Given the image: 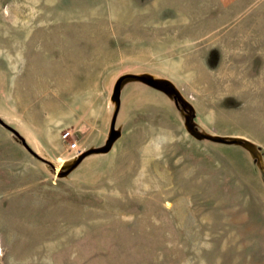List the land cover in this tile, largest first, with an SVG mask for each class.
Returning a JSON list of instances; mask_svg holds the SVG:
<instances>
[{
  "label": "rangeland",
  "instance_id": "374dc122",
  "mask_svg": "<svg viewBox=\"0 0 264 264\" xmlns=\"http://www.w3.org/2000/svg\"><path fill=\"white\" fill-rule=\"evenodd\" d=\"M122 74L193 117L127 78L74 165ZM0 118V264H264V0H0Z\"/></svg>",
  "mask_w": 264,
  "mask_h": 264
},
{
  "label": "water",
  "instance_id": "95a60500",
  "mask_svg": "<svg viewBox=\"0 0 264 264\" xmlns=\"http://www.w3.org/2000/svg\"><path fill=\"white\" fill-rule=\"evenodd\" d=\"M127 78H139L143 81H145L146 83L156 87V88H159L167 93H171L172 96H173V100H174V103L176 105V96H179L180 95L176 92V90L174 89V87L170 84V83H167L165 80H156V79H153V78H149L147 76H140V75H137V74H122L120 76H118L113 84V87H112V91H111V94H110V100L114 103L115 105V108H114V111L112 113V116H111V119H110V124H109V132H108V135L104 141V143L100 146H95V147H91V148H88L82 152H80L76 159H75V162H74V165L77 164L82 158H84L85 156L89 155V154H93V153H105V152H108L113 143L119 138V136L121 135V131L115 127V122H116V115H117V111H118V108H119V104H120V92H121V84L122 82L127 79ZM0 124L3 125L4 127L8 128L9 130H11L16 136L17 138H19L22 142V144L25 146V148H27V150H29L33 155L37 156L38 158L48 162L51 164V162L45 160L44 158L40 157L36 152H34L29 146L28 144L25 142L24 138L11 126H9L8 124H6L5 122H3V120L0 118ZM186 125H187V128L189 130H191L193 128L192 124L189 123L188 121L186 122ZM196 137H199V136H203L205 138H210L212 140H215V141H220V142H236L235 139H231V140H227L223 137H220V136H208V135H205V134H196V133H193ZM244 146L246 147H250V143L248 141H246L245 143H243ZM52 165V164H51Z\"/></svg>",
  "mask_w": 264,
  "mask_h": 264
},
{
  "label": "trees",
  "instance_id": "16d2710c",
  "mask_svg": "<svg viewBox=\"0 0 264 264\" xmlns=\"http://www.w3.org/2000/svg\"><path fill=\"white\" fill-rule=\"evenodd\" d=\"M176 107L179 109H183L184 111H186L188 114V117L191 118L193 117L192 111L190 110L189 105L183 101V99L179 96H176Z\"/></svg>",
  "mask_w": 264,
  "mask_h": 264
},
{
  "label": "built area",
  "instance_id": "2783aa9c",
  "mask_svg": "<svg viewBox=\"0 0 264 264\" xmlns=\"http://www.w3.org/2000/svg\"><path fill=\"white\" fill-rule=\"evenodd\" d=\"M68 136H69V131H64L63 134H62V137L64 139H68ZM68 146L71 150H74L76 149V143L73 141V142H70L68 143Z\"/></svg>",
  "mask_w": 264,
  "mask_h": 264
}]
</instances>
